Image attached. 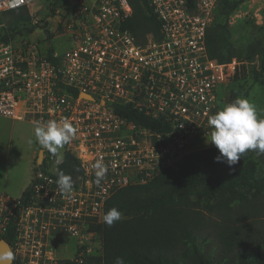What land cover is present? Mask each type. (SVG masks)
<instances>
[{"label": "built area", "instance_id": "obj_1", "mask_svg": "<svg viewBox=\"0 0 264 264\" xmlns=\"http://www.w3.org/2000/svg\"><path fill=\"white\" fill-rule=\"evenodd\" d=\"M44 1L0 0V31L5 13L24 8L31 17L26 28L39 25ZM133 1L59 5L70 44L52 59L37 42L0 41V117L34 125L68 120L77 133L63 146L64 156L71 154L81 168L71 177L72 199L64 198L56 184L62 163L45 149L22 196L0 193V241L10 245V264H90L102 254L94 227L102 224L107 201L176 167L206 142L208 119L221 110L222 87L240 77L243 58L219 60L207 52L206 33L219 0H196L194 6L144 0L161 31L143 44L124 28ZM124 107L169 130L129 121L117 113ZM98 160L108 169L100 185L92 167Z\"/></svg>", "mask_w": 264, "mask_h": 264}, {"label": "trees", "instance_id": "obj_2", "mask_svg": "<svg viewBox=\"0 0 264 264\" xmlns=\"http://www.w3.org/2000/svg\"><path fill=\"white\" fill-rule=\"evenodd\" d=\"M187 1L194 6L196 0ZM67 2L54 0L50 10L55 13ZM239 5V1L231 0L217 3L225 19ZM133 9L124 28L139 44L150 36L158 39L161 23L146 1L134 0ZM4 16L32 30L26 28L31 21L28 9L10 11ZM12 38L9 27L0 31V41ZM51 39L49 35L47 53L52 59L56 49ZM206 48L213 59L241 56V50L230 41L226 22L209 25ZM252 49L260 52L259 73L264 77V32ZM237 84L242 90V82ZM236 99L231 98L229 103ZM117 113L156 132L169 130L166 124L126 107L118 108ZM217 155L215 146L192 152L149 183L117 191L107 201L104 215L116 208L122 218L112 227L104 221L94 227L101 238L102 254L91 257L90 264H115L117 257H123L125 264H264V230L255 231L251 226L264 217V155L248 151L232 167L216 162ZM36 169L35 163L33 171ZM80 172L76 158L66 153L58 173L75 177ZM205 215H215L222 221L217 234L219 251H211L200 242L201 219Z\"/></svg>", "mask_w": 264, "mask_h": 264}, {"label": "rangeland", "instance_id": "obj_3", "mask_svg": "<svg viewBox=\"0 0 264 264\" xmlns=\"http://www.w3.org/2000/svg\"><path fill=\"white\" fill-rule=\"evenodd\" d=\"M53 1L45 0L41 2V12L36 17V19L39 18V25L34 26L32 30L24 29L21 23L4 16L3 24L12 30V39L20 42L22 38H25V41L30 44L37 42L41 47H48V36L50 35L52 37L51 42L57 51L63 52L66 50L70 43L68 36H66L65 13L58 12L57 9L55 13H52L49 5H52ZM231 1H239V7L225 19L219 7L216 6L210 24L226 22L230 31V41L236 48L241 50L240 57L243 58L245 65H243L239 74L240 77L236 78L233 84L222 87L220 106L222 109L235 96L244 98L255 106L258 116L264 118V77L259 73L261 55L255 53L259 52L258 50L252 49L254 44L260 42L264 32V0ZM47 31H49V34ZM43 37L45 40H42ZM239 82H242V90H239V84H237ZM239 91H242V93L238 94ZM10 125H12V122ZM13 125L14 129L10 135H1L0 137V192L3 191L9 195L18 196L32 182L33 173L31 169L33 161L29 159L31 151L36 150L39 153L41 146L38 147L35 142L34 125L19 121H14ZM213 146L204 142L197 146L195 151ZM58 155L64 157V148L59 150ZM55 156L58 158L57 154ZM201 222L200 242L205 244L211 251H219L221 246L217 234L222 221L215 215H205ZM251 226L255 231L258 229L264 230V217L258 220L257 223L251 224Z\"/></svg>", "mask_w": 264, "mask_h": 264}, {"label": "clouds", "instance_id": "obj_4", "mask_svg": "<svg viewBox=\"0 0 264 264\" xmlns=\"http://www.w3.org/2000/svg\"><path fill=\"white\" fill-rule=\"evenodd\" d=\"M211 129L206 143L214 145L219 155L215 160L234 166L248 151H255L264 155V118L258 116L255 106L247 99L237 98L234 102L226 104L216 114L208 119ZM77 133V129L68 120H49L43 125L37 123L34 128L35 142L42 148L57 154V164L63 162L58 155L64 145L70 143ZM95 183L100 185L105 178L107 167L102 160L93 166ZM59 193L66 199H72L73 182L70 176L60 173L56 180ZM122 218L121 212L110 209L104 216V223L112 227ZM11 254H5L0 260H11ZM115 264H125L123 257H117Z\"/></svg>", "mask_w": 264, "mask_h": 264}, {"label": "crops", "instance_id": "obj_5", "mask_svg": "<svg viewBox=\"0 0 264 264\" xmlns=\"http://www.w3.org/2000/svg\"><path fill=\"white\" fill-rule=\"evenodd\" d=\"M12 122V125H10V123ZM13 120H10V119H7V118H3V117H0V137H1V135H10L12 132H13V129H14V125H13ZM19 122H21V121H19ZM25 122H28V121H25ZM28 123H30V122H28ZM30 124H32V123H30ZM32 125H34V124H32ZM34 126H36V125H34ZM33 140H34V138H32ZM29 142H30V140H29ZM38 147H40L39 145H38ZM32 153H31V155L29 156V159L31 160V161H33V166L35 167V163H36V165H38L37 164V156H38V152L36 151V150H32L31 151ZM33 166H32V173L34 172L33 170H34V168H33ZM5 188V187H4ZM28 189V187H26V188H24L22 191H21V193H20V195H18V196H14V195H12L11 194V196H13V197H20V196H22L24 193H25V191ZM0 193H7V192H0ZM8 194V193H7Z\"/></svg>", "mask_w": 264, "mask_h": 264}, {"label": "water", "instance_id": "obj_6", "mask_svg": "<svg viewBox=\"0 0 264 264\" xmlns=\"http://www.w3.org/2000/svg\"><path fill=\"white\" fill-rule=\"evenodd\" d=\"M44 155H45V149L41 147L39 150L38 156H37V164L38 165H41L43 158H44ZM5 254H11V257H12L10 245L6 241L2 240V241H0V257H4ZM11 261H12V259L10 261L9 260H0V264H10Z\"/></svg>", "mask_w": 264, "mask_h": 264}]
</instances>
